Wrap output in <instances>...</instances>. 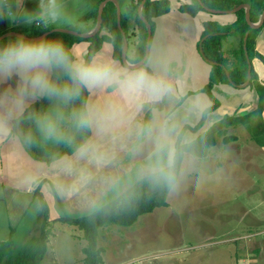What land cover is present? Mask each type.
<instances>
[{
    "label": "clouds",
    "instance_id": "obj_1",
    "mask_svg": "<svg viewBox=\"0 0 264 264\" xmlns=\"http://www.w3.org/2000/svg\"><path fill=\"white\" fill-rule=\"evenodd\" d=\"M91 7L0 0V21L25 29L0 37V139L43 151L57 196H84L90 211L154 201L158 222L173 225L230 185L223 121L203 106L179 50L139 39L127 47L89 18ZM44 178L28 173L34 184Z\"/></svg>",
    "mask_w": 264,
    "mask_h": 264
},
{
    "label": "rangeland",
    "instance_id": "obj_2",
    "mask_svg": "<svg viewBox=\"0 0 264 264\" xmlns=\"http://www.w3.org/2000/svg\"><path fill=\"white\" fill-rule=\"evenodd\" d=\"M221 134L234 154L230 185L197 199L173 225L162 226L153 209L131 226L99 227L103 264H264V148L243 123ZM4 223L0 207V226ZM23 224L29 225L26 218ZM25 243L17 242L16 249ZM80 243L66 234L54 236L40 264H84Z\"/></svg>",
    "mask_w": 264,
    "mask_h": 264
},
{
    "label": "crops",
    "instance_id": "obj_3",
    "mask_svg": "<svg viewBox=\"0 0 264 264\" xmlns=\"http://www.w3.org/2000/svg\"><path fill=\"white\" fill-rule=\"evenodd\" d=\"M102 1L95 0L92 7ZM117 1L120 5L121 13L126 11L127 6L131 2V0ZM167 1L170 5L169 11L152 19L153 25L150 24L151 35L148 40H154L162 48L177 49L187 58L190 80L194 89L200 91V99L206 108L211 104V100L201 90L208 82L212 63L201 54L203 23L205 21H213L219 25H226L234 21L235 13H212L207 10H201L195 16H191L179 10L181 5L189 3L191 0ZM236 1H238V4L247 3L249 6L254 2V0ZM132 18L130 15L126 23L127 32L129 33L128 38L126 37L128 47L132 46L134 39H138L137 35H135L137 28ZM239 43L240 37L237 35L227 34L222 38L223 54L230 66L235 62V57L231 52L238 48ZM255 50L264 57V25L256 37ZM251 65L257 73L259 82L264 84V63L259 58L254 57ZM212 93L219 101V106L210 113L218 115L221 119L225 115L246 114L254 110L258 103V94L249 85L240 87L233 86L230 83H218L213 86ZM262 117L264 119V110ZM261 148H264V146ZM33 169L39 170L46 178L35 184L30 182L28 173ZM53 172L54 169L48 163L33 159L25 149L14 145L10 140L0 139V207L5 216L4 227L0 226V241L6 240L11 236L15 244H17V242L26 241L27 238L37 233L36 225L41 211V202L38 200L39 198L34 197V192L38 188L42 200L47 205L48 220L51 228L47 247L50 245V240L56 235L66 234L72 239L77 238V240L81 241L80 248L82 252L80 261L85 264L83 249L87 241L83 237L82 230L75 225L61 222L59 217L65 213L78 216L92 211L89 210L84 196L78 199L75 196H57L51 192L48 180L51 179ZM24 218L27 219L29 225L23 224ZM103 253L102 249L101 264L105 260Z\"/></svg>",
    "mask_w": 264,
    "mask_h": 264
},
{
    "label": "trees",
    "instance_id": "obj_4",
    "mask_svg": "<svg viewBox=\"0 0 264 264\" xmlns=\"http://www.w3.org/2000/svg\"><path fill=\"white\" fill-rule=\"evenodd\" d=\"M141 0H131L126 11L121 13V29L117 24V15L115 4L108 1L102 10V28L107 27L110 31L120 34L123 42L121 30L128 38L127 20L131 15L132 21L135 23L136 32L139 40H146L147 29L144 22L137 13V8ZM99 3H96L89 11V18H97V10ZM236 0H191L189 3L179 7L181 12L195 16L199 11L205 10L203 6L216 10H230L236 7ZM170 5L167 0H145L142 13L144 17L153 25L152 19L169 11ZM264 10V0H257L251 3L250 19L252 22H257L260 14ZM263 24L258 28H251L245 19L244 9H239L235 12V19L232 23L219 25L213 21H205L203 23V40L201 42V53L211 64L208 83L201 91L205 92L211 104L206 109L211 112L219 106V101L212 93V88L218 83H230L233 86L243 84L247 79L248 60L252 61L254 57L259 58L264 63V57L255 50V40L259 34ZM23 28H10L6 21H0V35L10 31L21 32ZM35 32V30L33 29ZM237 35L240 37V43L236 50H233L235 62L230 66L224 57L222 49V38L225 35ZM54 36H60L66 40L71 37L65 33H53ZM246 53V54H245ZM228 73V75H227ZM249 86L253 87L258 94V103L254 110L242 115H225L221 120L223 127L230 125L245 124L250 132L252 140L259 146H264V119L262 112L264 110V84L258 80L257 73L251 65ZM41 104H46V101H38L36 107ZM227 140V138H226ZM27 153L35 160H47L43 151L37 148L26 150ZM34 197L39 198L41 202V211L38 216L36 230L37 233L28 239L29 241L16 249V244L10 236L5 241H0V264H40L43 260L46 250L49 235L51 233L50 222L48 220V210L46 203L42 200L39 189L36 188ZM61 206V205H60ZM155 209L154 201H143L138 206L128 210H118L108 208L101 211H92L88 214L72 216L62 214L59 220L63 223L77 226L83 232V237L87 241L83 249L85 264H101L102 248L97 244V230L99 227L113 223L119 226H131L139 215L151 212ZM12 231V230H11Z\"/></svg>",
    "mask_w": 264,
    "mask_h": 264
},
{
    "label": "water",
    "instance_id": "obj_5",
    "mask_svg": "<svg viewBox=\"0 0 264 264\" xmlns=\"http://www.w3.org/2000/svg\"><path fill=\"white\" fill-rule=\"evenodd\" d=\"M108 1H111V2H113L115 4V7H116V15H117V24H118V27L121 29V24H120L121 10H120V5H119V3H118L117 0H103L102 2H100L99 5H98L97 18H96V20L102 26V10H103L104 5ZM198 1L201 2V0H198ZM144 2H145V0H141L139 6L137 8V13H138L139 17L141 18V20L144 22V24L146 26V29H147V40H148V38L151 35V26H150L149 21L144 17V15L142 13V7H143ZM203 8L205 10L209 11V12H212V13H235L239 9H244L246 22L248 23V25L251 28H258L264 22V10L260 14L259 19H258L257 22H252L251 21V19H250V6L247 3H241V4L237 5L236 7L232 8L230 10H216V9H211V8H208V7H205V6H203ZM13 33H18V32H16V31L6 32L3 35H1L0 37H7L8 35L13 34ZM121 33H122V37H123V44L128 47V41H127L126 35H125V33L122 30H121ZM246 59L248 61L247 79H246V81L243 84L239 85L240 87H247L248 86V83H249V80H250L251 63L248 60L247 54H246ZM227 75H228V73H227Z\"/></svg>",
    "mask_w": 264,
    "mask_h": 264
}]
</instances>
